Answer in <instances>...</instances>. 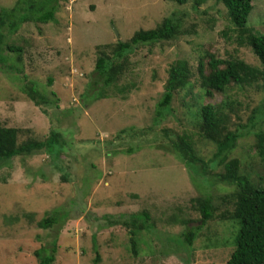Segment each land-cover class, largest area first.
Masks as SVG:
<instances>
[{
    "label": "rangeland",
    "instance_id": "rangeland-1",
    "mask_svg": "<svg viewBox=\"0 0 264 264\" xmlns=\"http://www.w3.org/2000/svg\"><path fill=\"white\" fill-rule=\"evenodd\" d=\"M16 1L0 0V9ZM55 4L54 21L27 22L5 36V45H18L23 51L21 60L16 52L6 53L5 68H0V122L30 129L39 139L56 129L66 145L54 161L45 152L0 159V264H37L34 251L50 249L54 238L51 264H225L233 250L236 222L209 220L197 230L191 246L181 239L186 226L168 223L172 215L182 213L193 219L189 227L199 225L191 200L209 194L214 205L221 206L220 196L232 188L191 173L170 140L191 134L195 152L207 163L215 145L198 137L187 107L189 94H175L163 118L155 119L171 65L187 61L197 93L198 58L208 51L220 58L233 54L236 45L221 33L228 24L225 7L216 0L197 7L194 0ZM252 5L246 26L264 35V0H252ZM166 17L180 19L184 33L135 46L129 54L130 70L118 82V87L134 86L123 96L115 92L95 99L86 83L97 77L96 46L127 40ZM237 55L261 67L249 47L238 48ZM28 80L49 103L35 105L28 98ZM247 90L238 96L241 103L235 104L231 128L237 124L234 119L245 124L254 107H264V98L260 100L252 87ZM221 98L216 93L201 102ZM251 136L240 138L231 156L240 158L246 170L263 173ZM63 171L67 180L60 178ZM141 210L150 213L155 226L137 235L134 252L127 229L108 225L106 218ZM49 214L57 215L56 223L48 228L36 225Z\"/></svg>",
    "mask_w": 264,
    "mask_h": 264
},
{
    "label": "trees",
    "instance_id": "trees-1",
    "mask_svg": "<svg viewBox=\"0 0 264 264\" xmlns=\"http://www.w3.org/2000/svg\"><path fill=\"white\" fill-rule=\"evenodd\" d=\"M170 1L184 4L188 0ZM205 1L207 0H194V7ZM216 1L222 3L226 9L228 24L221 33L229 42L236 45L233 54L227 58H220L208 51L198 58L195 69L199 84L197 93L193 92L194 82L191 81L193 72L187 61L182 60L171 65L162 97L155 108V119L163 118L175 94L183 93L185 97L189 94L187 107L194 117L193 126L198 128V137L213 143L215 151L210 162L207 163L195 152L193 136L188 133L176 135V138L170 140L172 150L191 173L200 174L217 183L231 185L232 188L230 192L220 196L221 206H215L209 194H202L191 200L192 208H195L200 216L195 220L200 222L199 225L189 227L193 219L182 213L172 215L168 223L186 226L181 239L184 244L191 246L197 236V230L209 220L234 221L237 228L233 236V250L225 264H264V172L255 169L246 170V167H242L240 158L231 156L238 147L240 138L252 135L255 153L264 168V107H254L247 123L243 124L242 121L234 119L237 124L233 128L230 127L235 104L241 103L239 95L244 92L247 94V89L252 87L258 93L260 100L264 98V35H258L246 26L253 7L252 0ZM55 12V0H17L13 7L0 9L1 69L5 68L8 57L6 53L16 52V58L21 60L23 51L18 45H5L6 33L14 34L27 22L54 21ZM182 33L184 31L181 29L180 19L166 17L154 28L140 29L127 40L97 45V58L93 70L97 77L91 78V81L86 83L87 91L93 93L95 99L107 98L110 94H116L115 92L125 95L134 84L118 87V82L130 70L129 54L132 49L141 44L168 41ZM244 46L250 48L261 67L252 65L237 55L238 48ZM206 57L207 61L204 60ZM48 81L51 83L52 79ZM35 85L31 80L24 84V92L28 98L35 105L49 103V98ZM111 88L114 89L109 93ZM216 93L222 95L219 102H201V99L212 98ZM30 132V129L23 130L0 122V159L45 152L55 157L52 159L54 161L66 145L62 133L56 129H51L49 134L41 139ZM21 136L25 138L20 140ZM57 162L53 165H58ZM215 167L221 169L214 171ZM60 178L67 180L69 176L63 171ZM106 219L110 226L122 225L127 229L134 252L137 235L155 226L147 210L118 216L109 215ZM56 221L57 215L49 214L38 220L36 225L48 228ZM54 242L56 238L53 239L50 249L41 247L34 251L37 264H51L54 261L56 253Z\"/></svg>",
    "mask_w": 264,
    "mask_h": 264
}]
</instances>
